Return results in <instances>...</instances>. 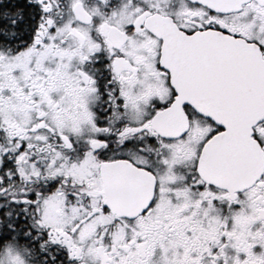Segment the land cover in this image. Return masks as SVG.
Returning a JSON list of instances; mask_svg holds the SVG:
<instances>
[{"label":"flooded vegetation","instance_id":"obj_1","mask_svg":"<svg viewBox=\"0 0 264 264\" xmlns=\"http://www.w3.org/2000/svg\"><path fill=\"white\" fill-rule=\"evenodd\" d=\"M0 264H264V0H0Z\"/></svg>","mask_w":264,"mask_h":264}]
</instances>
